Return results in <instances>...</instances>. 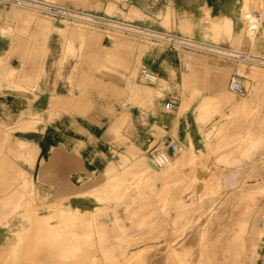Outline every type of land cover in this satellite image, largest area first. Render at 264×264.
I'll list each match as a JSON object with an SVG mask.
<instances>
[{"label": "rangeland", "instance_id": "rangeland-1", "mask_svg": "<svg viewBox=\"0 0 264 264\" xmlns=\"http://www.w3.org/2000/svg\"><path fill=\"white\" fill-rule=\"evenodd\" d=\"M40 1L98 17L0 4V216L29 235L0 264H264V0H231L239 57L176 38L213 41L173 0L165 17L159 0ZM137 106L146 140L128 144ZM168 140L174 168L150 176Z\"/></svg>", "mask_w": 264, "mask_h": 264}, {"label": "bare ground", "instance_id": "bare-ground-1", "mask_svg": "<svg viewBox=\"0 0 264 264\" xmlns=\"http://www.w3.org/2000/svg\"><path fill=\"white\" fill-rule=\"evenodd\" d=\"M32 2H27L26 5H29V6H32V7H37V8H47L49 9L51 6H53V4L51 3H48V2H44V1H40V0H30ZM69 10L71 11H74L76 12L79 16V17H82V18H85V19H91V17H85V16H82L81 14H84V15H87V16H95V17H98L96 15H93L91 13H87L83 10H79V9H70L68 8ZM259 13V12H258ZM262 15V14H261ZM103 18V17H101ZM104 19V18H103ZM107 19V18H106ZM104 19V20H106ZM259 17L256 16V14L252 13V12H245L243 14V16L241 17V20L245 23V27H244V32L243 33H247V37L248 36L252 37L255 32L257 31L258 27H259ZM109 19H107L108 21ZM116 21V20H114ZM116 22H119V21H116ZM115 22V24H116ZM122 22V21H120ZM119 22V23H120ZM124 24V22L122 23ZM232 24V22H231ZM87 25V24H86ZM132 25V24H131ZM89 26V25H87ZM135 26V25H133ZM142 28V29H145L147 31H151V32H156V33H163V32H160V31H156V30H151V29H147V28H144L142 26H136L135 28ZM232 27L230 25L229 28L225 29L224 32L222 33L223 36L224 35H227L228 36V39L230 41V47H226L223 45L222 41L224 40V38L222 37V34H221V37L220 38H213V41H202V40H199V39H195V38H191V37H185V36H178V35H174L176 38H180L182 40H189V41H192V42H195V43H199V44H202V45H197L194 44L193 46H195L196 48H199V49H204V50H209V51H214V52H219V53H227L228 55L230 56H234V57H239L237 54L239 53H243V51H241L238 47H237V43L239 42V39L242 37L241 33H237L235 37H233V33H232ZM154 34V33H153ZM264 34V33H263ZM244 36V35H243ZM169 37H172L173 36H170ZM207 37V36H206ZM211 37V36H210ZM176 38H174V40L176 41ZM253 38V37H252ZM208 39V37H207ZM226 39V38H225ZM252 40V39H251ZM178 41V40H177ZM180 41V40H179ZM241 41V39H240ZM174 42V41H173ZM185 42V41H184ZM221 44H220V43ZM253 42V41H252ZM180 43H183L180 41ZM186 45V44H185ZM187 46H190V45H187ZM256 51V50H255ZM248 56H255V57H260V56H256V55H253L251 53H246ZM201 58V57H200ZM203 58V56H202ZM201 58V61L203 60ZM207 58V57H205ZM204 58V59H205ZM225 59V58H223ZM213 60V59H212ZM204 62L206 60H203ZM207 62V61H206ZM237 63V62H236ZM132 65V64H131ZM131 67V66H130ZM224 67V66H223ZM131 69V68H130ZM242 69H245L244 67H242ZM149 75H152L153 76V80H155V76L149 72ZM158 80V79H157ZM138 82V81H137ZM160 82V81H159ZM235 82H236V79H235ZM147 84V83H146ZM149 84V83H148ZM136 85V84H135ZM140 85V84H139ZM145 85V84H144ZM147 86V85H146ZM150 86V85H149ZM141 89H143L142 86H140ZM139 87V89H140ZM152 88V86H151ZM140 89V90H141ZM148 90V89H147ZM181 120V117L177 118V123ZM177 132V131H176ZM244 132L241 133V135H243ZM177 134V133H176ZM240 137H244V136H240ZM158 148V147H157ZM143 158V157H142ZM145 158V157H144ZM147 159V158H146ZM144 161V159H143ZM145 164L144 165V168L148 171V173L150 174V176H157L158 178L160 177H165L169 174V172L174 168V163L173 160L171 159L162 169L161 171V168L159 170V167H157L153 161H150V162H144ZM209 175V174H208ZM118 206V205H117ZM118 216V215H116ZM22 224H21V221L17 218H13V219H6L4 216H0V259L3 261L7 258V256H9L10 252L13 250V242H17L18 240H25L28 238L29 235H27V233L25 231H20V229L22 228ZM19 243V241H18ZM21 243V242H20ZM15 249V248H14ZM239 250V249H238ZM252 251V250H251ZM254 252V251H253ZM234 253V252H233ZM243 254V253H242ZM251 254V253H250ZM231 255L233 256L234 254L231 253ZM245 255V253L243 254ZM216 256V255H215ZM230 256V255H229ZM236 256V255H235ZM249 256V255H248ZM240 257H242L240 255ZM236 258V257H235ZM245 258H246V255H245ZM217 259V258H216ZM234 259V258H233ZM240 259V258H239ZM243 259V258H241ZM249 259H251V257H249ZM256 260V259H255ZM254 260V261H255ZM217 261V260H216ZM240 261V260H239ZM246 261V260H245ZM251 261V260H250ZM254 261H252L254 264ZM235 262H236V259H235ZM238 262V261H237ZM241 262V261H240ZM239 262V263H240ZM248 262V261H247ZM237 263V264H239ZM243 263V261H242ZM5 264H9V263H5ZM19 264H27L25 263L24 260L21 261V263ZM219 264V262H218ZM241 264V263H240Z\"/></svg>", "mask_w": 264, "mask_h": 264}, {"label": "crops", "instance_id": "crops-1", "mask_svg": "<svg viewBox=\"0 0 264 264\" xmlns=\"http://www.w3.org/2000/svg\"><path fill=\"white\" fill-rule=\"evenodd\" d=\"M174 2V6H175V9L176 11H182L184 10L185 11V15L183 16H180L181 19L183 20H188L191 27L195 28V31L197 33H199L200 35H204L205 37L206 36H211L213 38H220L221 37V34L224 32L225 29H227L229 26H230V22H232V19H233V14H232V11H231V8H232V1L231 0H198V2L192 6V7H189V11H188V7H183L181 8L180 6V3H181V0H173ZM204 4H207L208 5V8L210 9L209 13H205V15L202 17L201 16V6H203ZM135 7H137V9L140 11L139 14H136V15H140L143 10L142 8H140L139 6L137 5H134ZM229 7V8H228ZM168 8H169V0H159V12L162 13V17H165L167 16V13H168ZM187 12V13H186ZM219 16H225V23L224 24H221V25H214V19H216L217 17ZM179 18V16H178ZM179 18V19H180ZM138 25V24H137ZM233 22L231 24V26H233ZM209 27V29L203 31V29ZM239 32V28H235V26L232 27V33H233V37L236 36V34ZM222 37L224 38V40L222 41L223 44H229L230 41L228 39V36L227 35H224L222 34ZM226 38V39H225ZM25 65H23L24 67ZM30 66V64H29ZM32 78L35 80L36 76L35 75H32ZM32 80V82L34 81ZM9 97L10 95L7 94L6 96H3L2 98L5 99L8 103L11 101L9 100ZM1 104V103H0ZM5 106H9L8 104L5 103ZM13 107H15V105H12ZM1 107V105H0ZM30 105H23V108H29ZM141 108L139 106L135 107V111H134V115L137 117L135 119V127H134V131L137 133V135L139 136V138L136 140V139H132V138H129V143H132V142H139L141 143L143 140L145 141V137H143L141 135L142 133V126L141 125H138V117H141ZM25 120H27V118H25ZM106 120V118H105ZM152 120V119H151ZM107 121V120H106ZM98 136L101 135V134H97ZM47 139H51V137H47ZM151 139H148L146 144H149ZM110 140L108 139V141H105L104 143V140H102L101 143H99V145L95 148L96 152H100L102 150H104L106 148V145L108 144ZM53 142H49V144H47V148L49 147V145H51ZM39 147L41 148V151L42 149L44 150L46 148V144H44V142H39ZM44 153V152H43ZM89 153H91V149L89 148ZM44 155L47 157L51 156V152H47V153H44ZM41 156H39L40 158ZM39 160V159H38ZM100 163V161H98ZM39 166V161H37L35 163V166ZM29 169V168H28Z\"/></svg>", "mask_w": 264, "mask_h": 264}, {"label": "built area", "instance_id": "built-area-1", "mask_svg": "<svg viewBox=\"0 0 264 264\" xmlns=\"http://www.w3.org/2000/svg\"><path fill=\"white\" fill-rule=\"evenodd\" d=\"M25 0H0V4H4V5H8V4H19V5H23V2ZM45 11H48L49 13H51L53 16H55L56 18H69V19H75L77 18V13H75L74 11H71L69 9L66 8H61L58 6H51L48 10L45 9ZM188 47V46H186ZM142 75L143 77L148 80V81H152L153 80V76L149 75V69L148 68H143L142 69ZM153 75L154 72H151ZM232 87L234 90L238 91V92H242L243 89L242 87H240V85H238L237 83H233L232 82ZM174 103L173 102H168L166 107L169 108H173ZM179 150V145L172 141V140H168L167 144H165V146L160 149L157 150L155 152L151 153V160L153 161V163L161 168L164 167L172 158L174 153H176Z\"/></svg>", "mask_w": 264, "mask_h": 264}]
</instances>
